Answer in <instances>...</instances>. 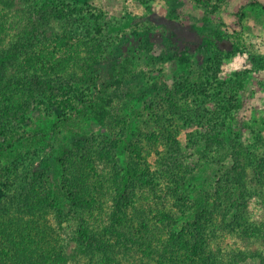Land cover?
Masks as SVG:
<instances>
[{"label":"rangeland","instance_id":"obj_1","mask_svg":"<svg viewBox=\"0 0 264 264\" xmlns=\"http://www.w3.org/2000/svg\"><path fill=\"white\" fill-rule=\"evenodd\" d=\"M59 1L70 4L77 20L69 27L59 20L55 32L74 33L73 39L100 25L108 41L96 88L86 83L88 68L77 65L82 49L70 46L64 52L70 59L64 75L73 73V78L53 89L34 79L54 82L60 76L28 68L24 61L41 50L43 41L28 42L30 18L41 5ZM250 1H0L2 46L23 43L20 57L4 66L0 100L11 107L16 99L27 104L17 117L22 137L11 143L9 135L1 138L0 205L5 193L45 170L50 180L42 185L55 196L51 219L68 242L65 264H264V178L252 167L239 170L242 178L232 169L230 153L242 147L253 160L264 151L256 140L264 133V0ZM206 39L212 44L204 48ZM185 80L194 86L178 89ZM205 98L211 116L192 109L200 100L205 107ZM128 132L124 152L107 154L104 145ZM215 135L229 151L214 146ZM90 137L93 147L103 144H98L95 172L108 179L105 208L114 204V174L132 165L149 182L143 195L135 188L128 215L138 229L135 214L147 218L150 227L157 224L150 243L109 237V259L79 252L73 238L80 218L92 224L93 218L70 209L56 161L62 148L73 149L77 139L83 144ZM175 252L179 256L174 258Z\"/></svg>","mask_w":264,"mask_h":264},{"label":"trees","instance_id":"obj_2","mask_svg":"<svg viewBox=\"0 0 264 264\" xmlns=\"http://www.w3.org/2000/svg\"><path fill=\"white\" fill-rule=\"evenodd\" d=\"M195 1L202 5L211 3V0ZM249 3L255 5L258 1L252 0ZM52 4L50 2L48 5H41L38 11H36L37 13L32 16L33 18H30V25L28 30H26V34L29 36L28 42L32 43L41 38H43V41L41 50L30 56H24V61L28 68L45 70L48 74H54L55 77L60 76V79L52 82L51 78L42 76L35 78L34 82L40 87L47 89L69 85L70 79L73 78V73L64 75L70 61L67 57L64 58V52L71 46V48L83 50L84 55L81 52L77 55V65L81 67V70L85 67L88 68L87 72L89 76L88 78L84 76L87 81L86 83L96 88L100 85L99 65L104 62L101 56L106 52L108 43L107 39L101 34V26L96 25L93 28L94 32H86L83 37L81 35L78 37L74 35L78 41L76 42L75 38L70 39L74 33L63 36L59 32L54 31V28L58 25V21L62 19L65 21L66 27L76 24L74 21L77 18H73L70 4L63 5L64 3L61 1L56 3V6ZM51 32H54L53 36H50ZM1 36L0 83L4 75V66L7 62L9 63L19 58L20 54H18V50H20V47L23 48V43L20 45L18 41L4 48ZM74 42L75 47L73 46ZM211 44L212 41L206 39L203 46L205 48V46L208 47ZM28 49H25L23 54L28 53ZM81 73L83 74L82 71ZM191 86L194 85L185 80L183 86H180L179 83L177 87L182 90L185 87ZM197 86L199 85L197 84ZM11 93L13 94V92ZM19 100L20 102H18ZM12 102L15 104L13 107L9 104L4 105V102L0 100V110H2L0 111V148L4 143V139H1L2 137L5 138L9 135L10 139H12L10 143L22 137L21 133L18 132L19 129H17V117L27 107V104L25 106V102L21 99H16ZM199 103L193 104L194 107L192 109H195L194 113L198 112L201 114V111H205L208 116L213 114L206 107V98L205 107L202 105L204 103L203 100H200ZM171 106L181 110V106L177 105V103L171 102ZM104 119L105 116L100 115L99 121L103 122ZM262 128L264 130V127ZM15 136L16 138L14 139ZM130 137L131 132H128L119 140H109L108 145H104L108 146L107 154L111 155V149L124 152V148L126 143L129 142ZM256 140L257 147L261 148L264 146V133L258 134ZM82 141V139H77L74 142L75 147L73 149L62 148L56 157V161L61 169V188L70 200V209H74L80 214L86 212L89 214L88 216L93 218V224L87 222L86 217L82 216L80 218L73 238L77 242L79 252L87 255L98 252L109 259L110 254L108 252L111 248L109 237L114 234L123 240H134V242H142L144 244L154 241V229L152 228H157V224L153 222V225L150 227L147 218L135 214V218H139L138 221L141 224L140 229H138L137 223L135 226L134 219L128 215L126 210V207H132L133 196L136 195L135 188L138 189V192H141L148 185L149 180L139 174L141 171H138L132 165H127L123 173L112 175L114 204L108 210L107 199L109 197L107 198L105 195L106 190H108V179H104L100 173L95 172L97 155L101 156L98 144H103L100 141L93 147L94 137L85 139L83 144ZM213 142L214 146L219 149L226 152L230 150V147L221 145V141L217 135L213 136ZM230 153L233 154L232 158L234 161L232 169H235L238 172L237 174L240 173L239 170L246 171L252 167L256 176L264 178V151L260 152V157L256 156L253 160L242 151V147H240L235 155L233 152ZM241 177L243 178L242 174ZM42 178H44V181H42ZM47 179L50 180L45 170L38 171L28 177L15 192L4 194V200L0 205V264L66 263L68 242L62 233L60 225L54 224L51 219V211L55 208V205H53L55 196H52L53 189L51 187H43L42 185ZM98 188L101 191H97L96 189ZM143 194H145L144 191L141 192V195ZM150 228L151 232L148 230ZM141 229L148 231L143 233L144 231ZM124 246L126 247V245ZM172 256L170 259H174L179 255L175 252L174 258ZM185 256H187L186 253ZM86 264L97 263L87 262Z\"/></svg>","mask_w":264,"mask_h":264}]
</instances>
